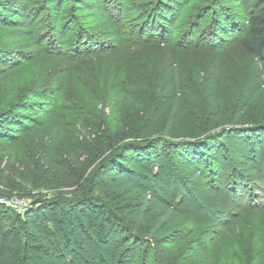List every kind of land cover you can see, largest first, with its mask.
Returning <instances> with one entry per match:
<instances>
[{"label":"rangeland","instance_id":"obj_1","mask_svg":"<svg viewBox=\"0 0 264 264\" xmlns=\"http://www.w3.org/2000/svg\"><path fill=\"white\" fill-rule=\"evenodd\" d=\"M55 1L61 4L58 20L47 0H0V22L11 27L0 32V181L29 203L24 211L11 210L33 231L52 227V207L38 215L26 212L42 201L58 206L77 203L87 190L86 179L106 165L117 148L132 143L134 152L120 157L124 169L118 178L140 182L161 201L191 215L174 237L146 210L136 212L133 220L110 231L112 242L127 245L125 256L114 264H128L132 251H137L138 264H253L264 239L257 211L264 209V108L244 106L243 95L264 83V65H255L258 61L249 59L233 35H223L221 45L209 39L215 20L218 25L231 20L244 25L251 13L264 8V0H217L218 5L165 0L161 10L160 0H106L125 9L121 36L108 28L97 0ZM84 8L91 17L82 15ZM151 16L165 22L167 37L142 38ZM102 43L106 48L98 51ZM87 48L91 49L85 52ZM162 66L175 71L187 106L196 115L186 120L184 129L171 123V108L151 123ZM212 72L223 83L220 112L204 100ZM246 127L261 131L245 134ZM206 132L215 135L206 146L212 148L209 156H218L212 169L221 181L214 176L208 180L221 198L219 205L177 164L180 150L197 147ZM69 148L78 164L68 155ZM188 148L202 157L199 149ZM46 152H56L67 165L66 171H55L57 190L35 188L30 180ZM142 155L157 160L147 171L134 167ZM209 156L204 155L206 162ZM113 174L106 172L108 179ZM238 177L239 188L233 186ZM11 222L7 217L0 225L8 228ZM196 222L203 226L193 231ZM73 223L74 241L56 234L58 249L36 255L42 264H62L76 248L89 252L86 231L77 219ZM212 235L225 238L232 261L197 257L198 249L210 248ZM21 240L27 242L25 235ZM100 250L108 258L114 251L111 243L100 245Z\"/></svg>","mask_w":264,"mask_h":264},{"label":"trees","instance_id":"obj_2","mask_svg":"<svg viewBox=\"0 0 264 264\" xmlns=\"http://www.w3.org/2000/svg\"><path fill=\"white\" fill-rule=\"evenodd\" d=\"M97 1L101 8L100 11L103 14L102 17L108 28H110L115 35L121 36L125 31L123 30L125 26L122 24L125 9L123 11L119 2L112 5L108 4L106 0ZM164 1L165 0L158 1L160 6L158 5L159 7L157 8H159V10L165 5ZM208 1L212 2V5H218L217 0ZM60 5V2L58 3L55 0H47V7H52L53 11L58 15L56 16V20L61 17L60 14H58ZM214 9L217 10V8ZM81 13L82 15H88L90 17L92 14L89 8H84L81 10ZM215 15L217 16L216 13ZM224 15L226 16L227 14L225 13ZM159 18H152L151 16L146 20L144 26L145 30L142 28V30H144L141 35L142 38L146 40V36L167 37L168 28L165 22ZM169 18L170 22L173 24V17ZM214 22L216 24L214 28L215 31L212 33L211 37L209 36L211 42L214 41V43L221 45L224 41L223 35H233L241 47V50L249 59L252 61L256 59L258 61L254 62L255 65L259 63L264 65V8L260 12L251 13L247 17L244 25L234 23L232 20L230 23L226 21L219 25L217 24L218 21L215 20ZM9 30H11V27L0 22L1 33H7ZM160 30L162 33L160 32L161 34H157ZM63 36L62 34V37ZM103 48H106L104 43L101 45L99 44L98 51H103ZM89 49L91 48H87L86 51L84 49V51L88 52L90 51ZM222 54L223 51H219V55ZM207 80L208 83L204 90V100L213 110L220 112L222 106V80L217 76V72H212ZM158 84L159 94L153 108L151 123L153 119L157 118L165 109L171 108L174 113L171 123H176L181 129H184L185 126L183 125L186 120L196 115L194 111L187 106V102L179 89L175 71L165 66L160 67ZM243 96L245 99L244 106L254 104L264 108V83L260 84L255 89L246 91ZM0 115L2 114L0 113ZM245 130V134L261 131L256 130L255 127H246ZM239 132L240 134L238 132L234 134L238 133L241 136L242 131ZM206 133H208L206 137L198 140L197 147L194 145L188 146L199 149V153L203 152L202 157L199 156V154L196 155L193 153L191 148L189 149L186 147L185 152L183 149L180 150L181 154L178 157L177 164L181 169L188 171L190 177L195 178L199 185H202L206 195L214 199L215 205H219L221 203V198L212 191V186L209 184L210 181L208 180V178H210L209 176H214L215 179L221 181V177L218 175L216 176L217 172L212 169L213 165H218V156L212 154L209 156L212 148L208 144L215 135L209 134V132ZM196 142L191 141V143ZM206 143H208V146H206ZM133 145L132 143H125L117 148L115 154L109 156L107 164L98 168L92 176L86 179L87 190L79 194L77 203L58 206L56 203L49 204L48 202L42 201L41 206H33L26 212L28 214L32 212L38 215L45 209L52 207L54 210L52 214V227L44 226L33 231L28 227L21 214L15 213L8 208L0 207V224L2 220L7 217L11 218L12 221L8 228H4L0 225V264H42L36 255L42 251H49L51 248L55 250L58 249V246L55 245L54 238L56 234L69 241H74L73 235L76 231V225L73 223L74 219L78 220L87 233L85 239L89 243V252L87 254H82L76 248L74 254H67V258L62 264H114L113 261L120 258L122 259L125 256L124 253L127 251V245L114 241L112 242L109 236L110 231L116 226H124L127 220H133L134 214L142 209L146 210L150 215H153L164 230L172 233L174 237L179 236V228L185 224V221L191 215L189 210L187 211L183 208L182 210L179 207L172 206L170 202L161 201L157 194L149 193L145 186L132 178H128L127 176L118 178V174L124 169L120 157L130 151L134 152V148H132L134 147ZM66 151L71 160L78 164V157L74 149L69 148ZM205 154L210 157L209 162L205 161ZM156 162L155 156L142 155L140 160L136 161L134 167L140 171H147L149 170V166H153ZM66 167V163L61 162L59 154L56 152H46L41 167L31 173L30 180L35 188H40L44 185L47 188L57 190L59 184L55 178V171H66ZM107 171L114 173L111 179L107 178ZM237 174L239 175V173ZM237 180L239 181V177L233 180V186L235 184L236 187L239 188L241 185L237 183ZM0 184L4 187V189L1 190L3 193H11L6 181H0ZM100 194H102V196H100ZM257 211H260L259 213L262 215L264 230V209ZM194 225L196 227L193 228V231L199 230L203 226L197 222L194 223ZM23 235L27 238L26 243H21V237ZM212 237L213 235L208 239L210 241V248L198 249L196 253L197 257L205 260L216 259L221 261L225 259L232 261L233 259L225 238L216 235L214 238ZM110 243L113 245L114 251L112 256L108 258L101 253L100 245ZM260 244L261 246L255 254L253 264H264V239ZM77 245H79V243H77ZM127 256L128 264H138L137 251H132ZM45 264L56 263L55 261L49 260Z\"/></svg>","mask_w":264,"mask_h":264},{"label":"built area","instance_id":"obj_3","mask_svg":"<svg viewBox=\"0 0 264 264\" xmlns=\"http://www.w3.org/2000/svg\"><path fill=\"white\" fill-rule=\"evenodd\" d=\"M4 187L0 184V207L13 209L17 211H24L28 207L29 203L24 198H20L15 194L3 193L1 190Z\"/></svg>","mask_w":264,"mask_h":264}]
</instances>
